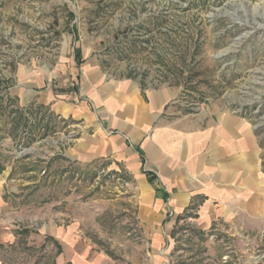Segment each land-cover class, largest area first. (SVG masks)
Returning a JSON list of instances; mask_svg holds the SVG:
<instances>
[{"label":"rangeland","instance_id":"374dc122","mask_svg":"<svg viewBox=\"0 0 264 264\" xmlns=\"http://www.w3.org/2000/svg\"><path fill=\"white\" fill-rule=\"evenodd\" d=\"M83 58L144 90H174L179 117L247 120L264 173V0H0V172L14 215L33 233L73 229L113 264H130L145 244L136 182L107 161L70 160L68 119L20 100L49 88L67 100L68 72ZM33 78L38 85L25 89ZM58 246L23 233L0 250V264H55ZM165 248L168 264H264V236L222 226L179 223Z\"/></svg>","mask_w":264,"mask_h":264},{"label":"crops","instance_id":"0c3cea01","mask_svg":"<svg viewBox=\"0 0 264 264\" xmlns=\"http://www.w3.org/2000/svg\"><path fill=\"white\" fill-rule=\"evenodd\" d=\"M68 73L74 87L67 100L51 88L24 92L20 100L49 106L56 117L68 119L76 134L70 160L107 161L136 182V217L145 244L130 264H168L165 246L179 223L264 236L262 150L247 120L216 112L179 117L170 107L174 90H144L133 80L110 78L95 59L83 58ZM30 85L38 80L23 83L27 90ZM8 176L0 172V250L28 233L32 245H44L46 238L59 245L55 264H113L73 229L45 224L30 231L14 215L4 188Z\"/></svg>","mask_w":264,"mask_h":264},{"label":"trees","instance_id":"16d2710c","mask_svg":"<svg viewBox=\"0 0 264 264\" xmlns=\"http://www.w3.org/2000/svg\"><path fill=\"white\" fill-rule=\"evenodd\" d=\"M141 88H142V89H144V87H143V86H141ZM59 252H60V249L58 250V252H57V253H59Z\"/></svg>","mask_w":264,"mask_h":264},{"label":"built area","instance_id":"2783aa9c","mask_svg":"<svg viewBox=\"0 0 264 264\" xmlns=\"http://www.w3.org/2000/svg\"><path fill=\"white\" fill-rule=\"evenodd\" d=\"M106 134H107V135H111V133H110V132H107Z\"/></svg>","mask_w":264,"mask_h":264}]
</instances>
